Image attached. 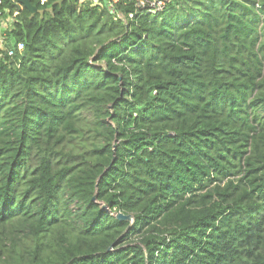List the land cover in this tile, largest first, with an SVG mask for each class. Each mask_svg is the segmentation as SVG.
<instances>
[{
    "label": "trees",
    "instance_id": "1",
    "mask_svg": "<svg viewBox=\"0 0 264 264\" xmlns=\"http://www.w3.org/2000/svg\"><path fill=\"white\" fill-rule=\"evenodd\" d=\"M29 1L1 31L0 264H264V0Z\"/></svg>",
    "mask_w": 264,
    "mask_h": 264
},
{
    "label": "built area",
    "instance_id": "2",
    "mask_svg": "<svg viewBox=\"0 0 264 264\" xmlns=\"http://www.w3.org/2000/svg\"><path fill=\"white\" fill-rule=\"evenodd\" d=\"M16 1V0H11ZM94 5H107L108 8L114 12V4L119 2V0H90ZM168 0H137V6L141 9H147L149 12L156 13L161 11ZM6 0H0V47L3 46V37L1 31L4 28H7L12 20L9 17H6L5 14L9 11V8L5 4ZM45 0H42L41 3H44ZM19 49H23L24 45L19 44Z\"/></svg>",
    "mask_w": 264,
    "mask_h": 264
},
{
    "label": "water",
    "instance_id": "3",
    "mask_svg": "<svg viewBox=\"0 0 264 264\" xmlns=\"http://www.w3.org/2000/svg\"><path fill=\"white\" fill-rule=\"evenodd\" d=\"M19 2L24 4L28 9H30L33 12L37 10V8L33 4H31L29 0H19ZM117 218L123 219V220H132L133 217L131 215H125L122 213H118Z\"/></svg>",
    "mask_w": 264,
    "mask_h": 264
}]
</instances>
